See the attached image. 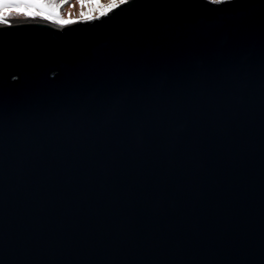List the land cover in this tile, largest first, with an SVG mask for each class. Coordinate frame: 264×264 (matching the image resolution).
I'll use <instances>...</instances> for the list:
<instances>
[{
  "label": "water",
  "instance_id": "1",
  "mask_svg": "<svg viewBox=\"0 0 264 264\" xmlns=\"http://www.w3.org/2000/svg\"><path fill=\"white\" fill-rule=\"evenodd\" d=\"M0 19V264H264V0Z\"/></svg>",
  "mask_w": 264,
  "mask_h": 264
},
{
  "label": "rangeland",
  "instance_id": "2",
  "mask_svg": "<svg viewBox=\"0 0 264 264\" xmlns=\"http://www.w3.org/2000/svg\"><path fill=\"white\" fill-rule=\"evenodd\" d=\"M119 3L121 0H3L0 19L26 21L31 17L66 23L98 17Z\"/></svg>",
  "mask_w": 264,
  "mask_h": 264
},
{
  "label": "bare ground",
  "instance_id": "3",
  "mask_svg": "<svg viewBox=\"0 0 264 264\" xmlns=\"http://www.w3.org/2000/svg\"><path fill=\"white\" fill-rule=\"evenodd\" d=\"M41 20H44V19H33V18H29V19H27L26 21H14V23H25V22H36V21H41ZM4 21L2 20V21H0V24H2Z\"/></svg>",
  "mask_w": 264,
  "mask_h": 264
},
{
  "label": "snow or ice",
  "instance_id": "4",
  "mask_svg": "<svg viewBox=\"0 0 264 264\" xmlns=\"http://www.w3.org/2000/svg\"><path fill=\"white\" fill-rule=\"evenodd\" d=\"M0 2H3V0H0ZM128 0H121V4H126Z\"/></svg>",
  "mask_w": 264,
  "mask_h": 264
}]
</instances>
